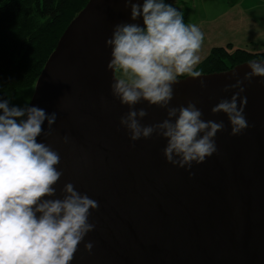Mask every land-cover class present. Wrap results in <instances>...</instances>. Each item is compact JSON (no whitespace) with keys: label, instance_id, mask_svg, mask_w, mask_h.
<instances>
[{"label":"water","instance_id":"95a60500","mask_svg":"<svg viewBox=\"0 0 264 264\" xmlns=\"http://www.w3.org/2000/svg\"><path fill=\"white\" fill-rule=\"evenodd\" d=\"M121 23L143 26L142 17L131 20L124 0H89L61 36L29 104L57 114L51 135L37 138L60 156L62 176L51 198L62 199L64 185L72 183L99 205L90 210L95 229L71 264H264V78L243 85L249 127L232 136L227 116L211 108L238 91L224 88L250 71L248 62L196 79L178 77L169 107L193 102L203 120L223 121L224 130L203 163L174 166L163 155L164 138L132 141L120 125L129 108L112 94L106 40ZM141 108L148 113L142 125L167 118L166 109L146 101L135 105ZM43 127L49 131L47 121Z\"/></svg>","mask_w":264,"mask_h":264},{"label":"clouds","instance_id":"9594fccd","mask_svg":"<svg viewBox=\"0 0 264 264\" xmlns=\"http://www.w3.org/2000/svg\"><path fill=\"white\" fill-rule=\"evenodd\" d=\"M124 3L131 8V20L142 17L143 26L118 24L106 40L111 48L107 68L114 76L112 94L129 108L120 125L132 141L153 134L164 138L166 161L191 169L193 163L201 164L216 153V134L224 130L223 121L203 120L202 111L193 102L169 107L178 77H202L197 65L204 34L197 25L185 23L182 12L165 0ZM247 66L250 71L242 79L224 88L225 92L238 91L211 108L213 114L227 116L232 136L249 127L244 115L247 97L241 96L243 85L255 77L264 78V61L252 60ZM116 72L120 76L114 75ZM232 74L237 76L235 71ZM200 86L206 88L204 80ZM142 100L166 109L167 118L142 125L140 121L148 113L135 109ZM56 120L55 112L0 100V264H71L80 243L95 229L89 216L90 210L98 209V202L78 192L72 183L64 185L62 199L51 198L56 196L54 186L62 176L56 167L60 156L37 138L50 136ZM64 142H68L67 136ZM84 247L91 252L93 244Z\"/></svg>","mask_w":264,"mask_h":264},{"label":"trees","instance_id":"16d2710c","mask_svg":"<svg viewBox=\"0 0 264 264\" xmlns=\"http://www.w3.org/2000/svg\"><path fill=\"white\" fill-rule=\"evenodd\" d=\"M89 0H0V100L14 106L17 92L35 84L64 31ZM232 45L213 48L197 65L202 74L263 60Z\"/></svg>","mask_w":264,"mask_h":264},{"label":"crops","instance_id":"0c3cea01","mask_svg":"<svg viewBox=\"0 0 264 264\" xmlns=\"http://www.w3.org/2000/svg\"><path fill=\"white\" fill-rule=\"evenodd\" d=\"M199 2L203 15L185 23L195 24L203 32L206 58L213 48L228 45L252 53L264 52V0H232L226 5L221 2L217 5L215 2L205 4L204 0L205 5L202 0ZM167 3L183 11L184 0H167ZM214 5L222 9L211 18L205 10Z\"/></svg>","mask_w":264,"mask_h":264},{"label":"rangeland","instance_id":"374dc122","mask_svg":"<svg viewBox=\"0 0 264 264\" xmlns=\"http://www.w3.org/2000/svg\"><path fill=\"white\" fill-rule=\"evenodd\" d=\"M199 1L200 0H184L183 11H182L184 22L195 21L203 15V9L201 8ZM204 1H205V4L210 3V2H215L217 5L219 2H221L222 4L225 3L224 5H226V3L229 4L232 0H204ZM165 2L167 3V0H165ZM202 4H203V0H202ZM205 4H203V5H205ZM216 5H214L213 7H208V9L205 10V12L211 18L213 16L217 15L219 13V11L222 9V7L219 8V6L216 7ZM199 55L201 57L200 61H202L203 59L205 60L206 56L208 55L205 52L204 42L202 43V47H201V50L199 52ZM116 76H120V73L116 72ZM185 76H187V75H185ZM185 76H180V77H185ZM34 90H35V87L34 88L30 87V88L19 90L15 96L14 106L23 107L26 104L29 106V104L32 100L33 94H34Z\"/></svg>","mask_w":264,"mask_h":264}]
</instances>
